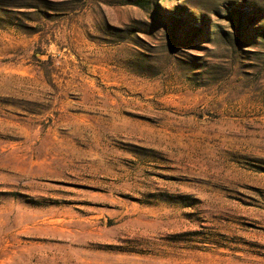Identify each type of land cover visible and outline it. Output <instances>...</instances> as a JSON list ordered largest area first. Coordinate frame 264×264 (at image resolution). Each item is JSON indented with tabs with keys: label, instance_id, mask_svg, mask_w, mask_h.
<instances>
[{
	"label": "rangeland",
	"instance_id": "rangeland-1",
	"mask_svg": "<svg viewBox=\"0 0 264 264\" xmlns=\"http://www.w3.org/2000/svg\"><path fill=\"white\" fill-rule=\"evenodd\" d=\"M0 264H264V0H0Z\"/></svg>",
	"mask_w": 264,
	"mask_h": 264
}]
</instances>
